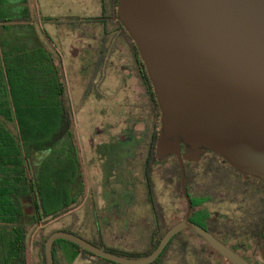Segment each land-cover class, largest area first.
Listing matches in <instances>:
<instances>
[{
  "label": "flooded vegetation",
  "instance_id": "1",
  "mask_svg": "<svg viewBox=\"0 0 264 264\" xmlns=\"http://www.w3.org/2000/svg\"><path fill=\"white\" fill-rule=\"evenodd\" d=\"M94 2L99 15L86 20L98 25L84 41L93 38L95 61L98 55L112 56L123 72L131 70L137 86L126 89L119 100L113 92L92 88L80 99L94 101L97 121L86 142L72 131L64 143V157L77 169L69 186L74 203L64 214L78 210L72 215L75 222L65 229L115 257L136 262L149 257L169 232L187 221L206 238L189 227L179 230L146 264H264V184L243 177L212 152L195 162L184 160L183 178L177 157H158L160 110L143 79L139 51L115 19L117 3ZM81 250L82 264H122Z\"/></svg>",
  "mask_w": 264,
  "mask_h": 264
},
{
  "label": "water",
  "instance_id": "2",
  "mask_svg": "<svg viewBox=\"0 0 264 264\" xmlns=\"http://www.w3.org/2000/svg\"><path fill=\"white\" fill-rule=\"evenodd\" d=\"M116 1L115 19L139 51L160 110L158 157H177L183 178L184 160L212 152L264 184V0ZM188 227L206 238L184 221L136 262L55 231L44 243L45 264H54L57 240L109 261L146 264Z\"/></svg>",
  "mask_w": 264,
  "mask_h": 264
},
{
  "label": "trees",
  "instance_id": "3",
  "mask_svg": "<svg viewBox=\"0 0 264 264\" xmlns=\"http://www.w3.org/2000/svg\"><path fill=\"white\" fill-rule=\"evenodd\" d=\"M143 79L150 87L145 70ZM66 92L61 65L39 41L28 1L0 0V264H27L29 229L74 203L69 186L77 169L64 157L73 131ZM52 233L38 243L41 264ZM80 252L57 240L54 264H76Z\"/></svg>",
  "mask_w": 264,
  "mask_h": 264
},
{
  "label": "rangeland",
  "instance_id": "4",
  "mask_svg": "<svg viewBox=\"0 0 264 264\" xmlns=\"http://www.w3.org/2000/svg\"><path fill=\"white\" fill-rule=\"evenodd\" d=\"M31 13L32 25L39 41L50 51L54 60L61 65L65 76L67 94L70 96L73 131L79 140L86 142L91 129L96 125L97 107L94 101L81 102L88 88L103 89L104 93L113 92L121 99L127 90L135 89L134 73L123 72L112 56L101 57L95 61L93 38L86 40L92 26L98 25L86 19L99 15L94 0H27ZM51 18L45 21L43 18ZM85 34V35H84ZM88 37V36H87ZM102 61V62H101ZM122 66V65H121ZM99 71L103 74L101 80ZM129 74V79L124 76ZM131 74V75H130ZM102 83H100L101 81ZM94 92L93 95H96ZM96 112V113H95ZM91 116H95L91 118ZM62 214L57 218L44 220L38 226L31 227L27 238V264H41L38 243L52 231H60L75 222L73 214ZM73 233V230H71ZM76 264H82L77 259Z\"/></svg>",
  "mask_w": 264,
  "mask_h": 264
}]
</instances>
